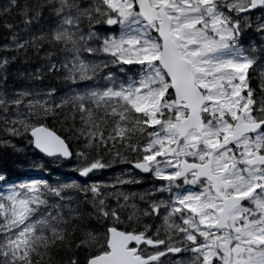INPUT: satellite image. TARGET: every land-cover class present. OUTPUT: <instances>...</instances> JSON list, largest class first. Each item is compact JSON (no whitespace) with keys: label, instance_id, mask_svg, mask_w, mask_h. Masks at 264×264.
Listing matches in <instances>:
<instances>
[{"label":"snow or ice","instance_id":"1","mask_svg":"<svg viewBox=\"0 0 264 264\" xmlns=\"http://www.w3.org/2000/svg\"><path fill=\"white\" fill-rule=\"evenodd\" d=\"M0 29V150L37 173L0 166V264H264V0H6Z\"/></svg>","mask_w":264,"mask_h":264},{"label":"trees","instance_id":"2","mask_svg":"<svg viewBox=\"0 0 264 264\" xmlns=\"http://www.w3.org/2000/svg\"><path fill=\"white\" fill-rule=\"evenodd\" d=\"M5 2H6V0H0V4L5 3ZM0 41H2V43H3V31H2V29L0 31ZM20 67H23V66L19 65V64L13 65V68H15V70L17 68H20ZM15 70L13 72H15ZM9 82L10 83L13 82L15 84L22 85V86L25 84V81L22 84L19 81V79H15V78L11 79ZM51 82L56 84L57 87H63V85H61L57 81H51ZM253 83H256V81H253ZM50 126L54 127L58 132L62 131V129L58 123L50 121ZM8 155L9 156L7 157V156H3L2 153H0V166L7 168L10 173L14 174L13 178H22V176L24 174H22V172L20 170H17V168H16V166H14V164L21 165L23 168H28V166L30 167L28 160L24 157H21V155H19L18 153H13V155L12 154H8ZM47 167L51 172H54L55 170H57V167H55L51 163H49L47 165ZM125 188H127L131 191L140 192V187L137 184L134 186L126 185Z\"/></svg>","mask_w":264,"mask_h":264},{"label":"rangeland","instance_id":"3","mask_svg":"<svg viewBox=\"0 0 264 264\" xmlns=\"http://www.w3.org/2000/svg\"><path fill=\"white\" fill-rule=\"evenodd\" d=\"M0 31H1V29H0ZM0 44H2V41H0ZM14 70H15V68H13V71ZM10 85H13V84L10 83ZM13 86H15V85H13ZM16 87H21V86H16ZM17 145L20 148H24L25 147V144L22 143V142H19V141H17ZM0 153H2V150H0ZM8 154H12L13 155L11 150H8ZM8 154H7V157L9 156ZM18 154L21 155V157L26 158L28 160V162H29V165H31V157L33 155L31 150H28L27 153L21 152V153H18ZM14 166H16L17 170H20L22 172V174H24L21 179L26 178L28 176L37 175V173L30 171L29 166H28V168H23L21 165H17V164H14ZM121 169H125V168H123V164H117L113 169L108 170L106 174L97 176L96 179L103 180V181H108L110 177H113L114 175L119 174ZM56 171H57L58 174L60 173V175H63V176L73 175L72 173L68 172L66 169H62V168H57ZM151 184H152L151 178L147 177V178L144 179L143 183L138 184V185L140 187V191H143L144 189L149 188L151 186Z\"/></svg>","mask_w":264,"mask_h":264},{"label":"bare ground","instance_id":"4","mask_svg":"<svg viewBox=\"0 0 264 264\" xmlns=\"http://www.w3.org/2000/svg\"><path fill=\"white\" fill-rule=\"evenodd\" d=\"M19 81H20L22 84H23V82H24L23 80H19ZM12 84L15 85V86H22V85L15 84V83H13V82H12ZM25 164H26V163H25ZM21 168H22V167H21ZM52 174H53V176H55V175H57L58 173H57V171L55 170L54 172H52ZM59 174H60V173H59ZM131 186H134V185H131ZM126 189H127V188H126Z\"/></svg>","mask_w":264,"mask_h":264},{"label":"water","instance_id":"5","mask_svg":"<svg viewBox=\"0 0 264 264\" xmlns=\"http://www.w3.org/2000/svg\"><path fill=\"white\" fill-rule=\"evenodd\" d=\"M141 175H144V174H141Z\"/></svg>","mask_w":264,"mask_h":264}]
</instances>
